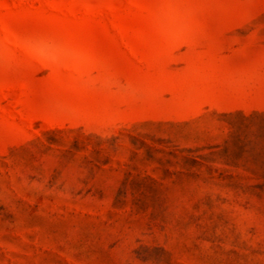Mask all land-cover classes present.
Instances as JSON below:
<instances>
[{
    "label": "rangeland",
    "instance_id": "1",
    "mask_svg": "<svg viewBox=\"0 0 264 264\" xmlns=\"http://www.w3.org/2000/svg\"><path fill=\"white\" fill-rule=\"evenodd\" d=\"M0 264H264V0H0Z\"/></svg>",
    "mask_w": 264,
    "mask_h": 264
}]
</instances>
